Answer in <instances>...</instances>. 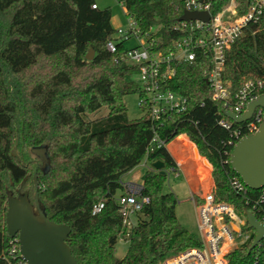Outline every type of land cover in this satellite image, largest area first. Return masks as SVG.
Returning a JSON list of instances; mask_svg holds the SVG:
<instances>
[{
    "label": "trees",
    "instance_id": "16d2710c",
    "mask_svg": "<svg viewBox=\"0 0 264 264\" xmlns=\"http://www.w3.org/2000/svg\"><path fill=\"white\" fill-rule=\"evenodd\" d=\"M228 1L219 0L214 11ZM123 2L155 49L168 51L181 36L176 29L181 0ZM112 16L111 8L96 0H0V264L21 260L20 251L11 252L17 236L7 230L8 198L9 192H28L35 203L36 169L41 207L49 219L71 227L68 244L79 264H160L199 244L196 232L178 219L177 195L164 191L168 173L149 167L143 178L149 203L138 215L126 254L116 255L123 229L116 197L124 191L122 177L143 160L160 159L167 171H179L173 154L198 191L201 183H210L209 162L216 198L235 204L242 214L251 209L229 182L238 175L230 162L234 145L230 130L219 123L226 107L212 97L208 57L177 66L168 88L189 98V110L165 117L156 131L163 144L153 143L151 119L127 116L125 96L140 92L133 78L138 67L115 61L125 53V41L117 42V53L108 50L115 34ZM252 29L227 53L223 77L233 94L245 81L264 77V15ZM91 49L95 55L89 60ZM105 106L107 114L91 117ZM16 146L23 162L13 154ZM42 147L48 161L32 151ZM259 192L249 189L250 195ZM100 202L104 207L94 213ZM251 243L232 250L227 264H255L258 248L249 252Z\"/></svg>",
    "mask_w": 264,
    "mask_h": 264
},
{
    "label": "built area",
    "instance_id": "2783aa9c",
    "mask_svg": "<svg viewBox=\"0 0 264 264\" xmlns=\"http://www.w3.org/2000/svg\"><path fill=\"white\" fill-rule=\"evenodd\" d=\"M219 0H181L184 11L208 12V21L183 20L179 21L176 29L181 36L174 41L168 51L155 49L148 35H143L137 22L129 18L127 27L115 29V34L107 41V48L117 53V42L126 41L132 36L138 39V45L127 48L125 53L116 56L115 61H127L138 67L133 78L140 85L139 107L154 124L155 136L153 143H162L157 129L165 117L173 113H186L189 110V98L168 88L169 81L174 78L177 66L181 63L195 61L199 56L209 59L210 71L208 84L212 89V97L224 102V113L243 114L248 104L264 94V77L249 79L234 94L231 83L224 79L223 73L227 61V53L253 25H259L264 15V0H229L218 11ZM94 8L97 5H93ZM183 11V13H184ZM253 30V29H252ZM253 32V31H252ZM136 77V78H135ZM264 118V108L257 107L252 117L236 123L227 115L219 120L225 129L230 130V145H235L243 133L249 134L258 130ZM234 123L237 125L234 126ZM174 172L180 175L179 171ZM233 191L241 195L246 205L250 206L257 218L264 222V187L258 195H250L249 188L239 175L229 178ZM123 193L117 195L120 214L123 219V229L120 236L129 240L131 231L137 224V218L144 206L149 203V197L143 194V183L124 182ZM196 214V234L199 244L178 254L170 256L160 264H227L228 254L237 248H242L253 241L255 231L248 227L245 214H242L233 203L218 200L210 190L204 195H191ZM104 207L100 202L94 206L93 212L98 213ZM260 216V218L258 217ZM249 229H246V228ZM262 241V240H261ZM254 248L255 264H264L262 242ZM20 251L18 237L14 239L11 252ZM21 256V253H20ZM19 264H27L22 258Z\"/></svg>",
    "mask_w": 264,
    "mask_h": 264
},
{
    "label": "water",
    "instance_id": "95a60500",
    "mask_svg": "<svg viewBox=\"0 0 264 264\" xmlns=\"http://www.w3.org/2000/svg\"><path fill=\"white\" fill-rule=\"evenodd\" d=\"M209 18L208 12L184 11L179 21L196 19L208 21ZM94 55L95 52L91 49L87 58L92 60ZM257 107L264 108V94L251 101L243 114L227 112L226 115L236 123H243L252 117ZM32 151L42 160L48 161L46 148H34ZM13 154L16 156L15 150ZM18 160L21 161L19 157ZM230 162L234 171L249 188L259 190L264 187V118L257 131L244 135L236 142ZM150 167L162 175L167 174L165 162L160 159L151 162ZM34 179L35 203L29 199L28 192L19 193L17 196L9 192L6 216L9 235L18 237L20 253L27 264H79L68 244L71 227L49 219L41 207L37 169ZM245 216L248 227L255 231L249 248L251 252L264 239V222L249 209L245 211Z\"/></svg>",
    "mask_w": 264,
    "mask_h": 264
},
{
    "label": "rangeland",
    "instance_id": "374dc122",
    "mask_svg": "<svg viewBox=\"0 0 264 264\" xmlns=\"http://www.w3.org/2000/svg\"><path fill=\"white\" fill-rule=\"evenodd\" d=\"M97 4L101 8L110 7L113 13L114 28L127 27L129 24V17L126 15L125 6L123 0H96ZM138 39L135 36L130 37L125 41V46L127 48L137 46ZM136 78V77H135ZM139 94L131 93L125 96V103L127 106V116L130 120L138 119L144 115V111L138 105ZM109 112L108 107H102L98 112L90 114L91 117H99L107 114ZM16 152V157L20 158L23 162V153L20 152L18 147H14ZM13 150V151H14ZM199 153V152H198ZM35 156H37L35 154ZM38 161L37 158L31 157ZM177 159V158H176ZM178 160V159H177ZM41 164V163H40ZM150 167V163L143 160L141 164L135 167L132 171L128 172L122 177L124 182H136L139 184L143 183V178L146 170ZM212 165L209 166L208 176H211ZM35 173V172H34ZM37 180L38 173H37ZM164 191L173 192L177 195L178 204L176 207V213L180 223L191 232H196V214L194 210V204L191 200V191L188 183L184 177L183 172L180 175H176L174 172L168 173L167 181L164 185ZM130 245V241L122 236H119L118 242L115 246V253L118 257H123Z\"/></svg>",
    "mask_w": 264,
    "mask_h": 264
},
{
    "label": "crops",
    "instance_id": "0c3cea01",
    "mask_svg": "<svg viewBox=\"0 0 264 264\" xmlns=\"http://www.w3.org/2000/svg\"><path fill=\"white\" fill-rule=\"evenodd\" d=\"M125 12H126V8H125ZM126 15H127V13H126ZM112 24H113V27H115L114 26V22H113V16H112ZM182 135H184V136H186L187 137V139L189 140V142L191 143V144H193V146H195V148L197 149V151H198V148H197V146L190 140V138H189V136L187 135V134H181V135H179L178 137H180V136H182ZM177 137V138H178ZM177 138H175L174 140H176ZM173 140V141H174ZM172 141V142H173ZM169 145H170V143L167 145V148L169 149V151H170V148H169ZM199 152V151H198ZM170 153L172 154V152L170 151ZM199 154V153H198ZM172 156L174 157V159L176 160V162L178 163V166H179V169L181 170V172H183V174H184V177H185V179H186V181H187V183H188V186H189V188H190V191H191V195L192 194H195V195H204L206 192H208V191H210V190H213V187H214V180H213V177H212V174H211V176L209 177V181H210V183L208 184V182H203V183H201V185H202V189L201 190H196L194 187H193V185H192V176L191 175H189V174H187L186 173V171H185V169L182 167V165H181V163L179 162V160H177L176 159V157L172 154ZM199 156L202 158V159H204V160H206L207 162H208V160L205 158V157H203V156H201L200 154H199ZM208 164L210 165V163L208 162ZM212 171V170H211ZM211 173V172H210Z\"/></svg>",
    "mask_w": 264,
    "mask_h": 264
},
{
    "label": "flooded vegetation",
    "instance_id": "af4514ba",
    "mask_svg": "<svg viewBox=\"0 0 264 264\" xmlns=\"http://www.w3.org/2000/svg\"><path fill=\"white\" fill-rule=\"evenodd\" d=\"M40 166H42V165H40Z\"/></svg>",
    "mask_w": 264,
    "mask_h": 264
}]
</instances>
